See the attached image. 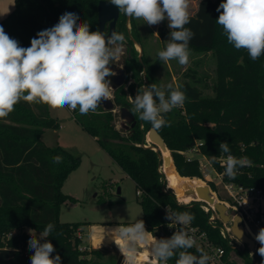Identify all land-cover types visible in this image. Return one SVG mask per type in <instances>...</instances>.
<instances>
[{
  "label": "trees",
  "instance_id": "trees-1",
  "mask_svg": "<svg viewBox=\"0 0 264 264\" xmlns=\"http://www.w3.org/2000/svg\"><path fill=\"white\" fill-rule=\"evenodd\" d=\"M98 1L14 0L13 10L0 20V25L22 47H29L39 31L57 24L65 12L76 13L80 22H86L91 31H97ZM221 2L199 0L196 11L189 14L190 23L185 25L194 33L189 42L190 50L210 52L214 56L215 83L212 96H204L194 80H184L178 85L186 95L185 103L162 114L170 126L156 129L167 147L161 151L162 165L159 153L147 146L145 135L152 125L141 121L138 113L131 112L133 105L126 97V92L132 93L142 84L154 83L153 73L160 61L158 57L146 63L142 52L139 55L135 49L134 43L139 39L132 18H128V28L127 16L119 13L116 32L125 36L121 66L125 78L131 77L133 82L127 91L123 86L112 89L111 99L115 107H125L133 114L135 124L132 126L130 121L127 133H123L115 124L118 113L101 105L87 115H81L78 109L73 112L81 127L133 180L136 192L140 191V195L136 193L142 209L139 220L144 221L148 232L158 239L169 238L165 208L170 212L188 211L195 217L190 224L205 231L215 244L228 252L229 245L219 232L221 221L216 217L209 221L213 213L211 207L199 200L182 202L175 195L176 192L180 196L189 183H196L201 177L197 158L186 160L180 153L196 141L201 142L199 149L209 160L212 156L226 155L219 150V143L227 141L233 156H246L252 164L240 168L235 179H229L224 175V166L216 159L212 165L223 173V180L264 190V55L252 61L246 50H237L227 42L216 22L219 15L216 8ZM169 31L166 20L157 27L159 38L166 39L163 50L169 42ZM56 126L48 106L40 103L21 101L9 116L0 119V235L15 230L14 235L0 243V264H31L30 233L25 229L40 233L49 223L54 225L47 238L56 250L52 255L59 254L62 264H114L116 258L103 257L100 249L81 247L82 224L58 219L60 204L75 201L62 192L61 186L78 166L80 158L59 145L50 147L43 142V131ZM57 155L63 158L61 163L53 162ZM208 184L216 191L213 182ZM148 238L152 244L156 239ZM140 247L136 259H141L140 255H151L145 251L144 242ZM189 251L199 255L196 247ZM123 252L128 250L124 248ZM239 253L243 264H261L262 258L255 250L250 253L253 259L246 247ZM167 264H175V258Z\"/></svg>",
  "mask_w": 264,
  "mask_h": 264
},
{
  "label": "clouds",
  "instance_id": "clouds-1",
  "mask_svg": "<svg viewBox=\"0 0 264 264\" xmlns=\"http://www.w3.org/2000/svg\"><path fill=\"white\" fill-rule=\"evenodd\" d=\"M119 13L129 18L142 19L148 26L167 21L169 42L158 57L164 63L176 60L180 65L189 63V42L194 33L185 27L190 23L189 0H110ZM216 11V22L221 26L227 42L237 50H246L252 61L264 55V0H222ZM125 36L113 31L106 35L101 31H91L86 22H80L74 12L63 13L58 23L39 31L30 41L29 47H22L11 38L0 25V119L6 118L21 102L45 104L53 109L79 110L81 115L95 112L102 100H110L112 86L107 77L114 76L110 65L123 52ZM143 74V72H141ZM131 112L138 113L139 119L150 123L159 130L170 126L162 114L176 107H183L186 95L169 84L168 92L150 84L140 87L133 98ZM219 150L226 154L224 175L235 179L240 168L251 166L252 161L244 156L236 158L231 154L229 143H219ZM62 157H53L54 163H61ZM216 162L212 156L209 165ZM188 211L167 210L165 219L178 225H188L194 220ZM242 219V218H238ZM54 225L47 224L39 237L29 230L28 245L32 251L31 264H62L54 245L47 238ZM115 243L121 252L137 251V246L145 242L143 220L129 226H118L114 230ZM238 239L243 232L237 230ZM116 238L124 243L120 245ZM260 247L256 250L264 264V227L254 235ZM43 241V242H42ZM195 246V239L181 227L169 238L155 239L151 246V256L155 264H167L175 258V264H209L212 257L197 248L199 255L189 251ZM124 264H129L125 257Z\"/></svg>",
  "mask_w": 264,
  "mask_h": 264
},
{
  "label": "rangeland",
  "instance_id": "rangeland-1",
  "mask_svg": "<svg viewBox=\"0 0 264 264\" xmlns=\"http://www.w3.org/2000/svg\"><path fill=\"white\" fill-rule=\"evenodd\" d=\"M198 1L189 0V14H193L196 11ZM13 8L14 0H0V20L9 15ZM128 18L126 19V24L130 28ZM132 19L139 39V42L134 43L135 49L138 52L141 49L145 62L152 63L158 58V52L163 50L166 39L161 40L157 34L159 24L148 26L142 19ZM124 53L125 47H123V52L119 58L115 60L114 63L116 65L121 66ZM184 80H194L195 84L201 88L204 96H212L215 83L214 56L210 52L190 50L189 63L187 65L182 66L176 60H171L168 63L160 60L158 67L153 73L154 84L164 90L166 94L169 84L175 88ZM143 86L145 85L142 84L133 90L137 94L138 89ZM130 94L133 97L131 92ZM115 112L118 113L115 119L116 127L120 128L123 133H127L130 127V120L127 117L122 118L120 116L119 107L117 106L115 107ZM51 115L56 120L57 126L44 130L41 135L43 142L50 147L59 145L80 158L78 166L68 174L61 186L62 192L74 197L75 201L66 200L60 204L58 219L61 222L82 224L80 232L81 247L96 248L97 239L101 238V236L106 238L111 234L105 229L129 226L141 218L142 209L138 203L139 196L136 194L133 180L113 161L98 141L81 127L75 118V112L70 111L67 107L51 108ZM147 142L151 143L150 141ZM182 156L185 158L183 154ZM206 173V177L201 174L199 178H201L203 184L209 185L208 182H213L216 191L212 190L211 195L217 201L224 202L227 198V193L223 189L219 178L209 167ZM189 200L188 198L181 201L188 202ZM90 225H95L98 229L92 228L93 230L91 229L92 231L90 232V229L87 228ZM245 226L249 229L248 232L253 235L256 234L250 224H245ZM25 230L29 233L30 229L27 228ZM35 234L39 237L40 233L33 231V235ZM91 234L94 236L92 238L93 245L90 239ZM247 235L251 238L253 237L250 234ZM148 236L153 237L151 232H148ZM109 237H115V235ZM116 242L121 245L122 240L116 238ZM106 244V246L99 248L103 257L112 256L117 258L120 251L119 246L116 243L113 245L111 242ZM123 254L126 255L132 264H155L151 255H140V261L136 262V254L139 256V252L136 251L133 254L123 252Z\"/></svg>",
  "mask_w": 264,
  "mask_h": 264
},
{
  "label": "built area",
  "instance_id": "built-area-1",
  "mask_svg": "<svg viewBox=\"0 0 264 264\" xmlns=\"http://www.w3.org/2000/svg\"><path fill=\"white\" fill-rule=\"evenodd\" d=\"M132 82L133 79L131 77L125 78L123 89L127 91L128 86ZM130 95L131 94L129 92H126L127 99ZM132 95L133 97H135L136 91L133 90ZM113 110L115 111V108ZM200 144V141H196L192 147L188 148L185 152L180 153L185 156L186 160L197 158L199 162V170L204 177L207 176L206 170L208 167L213 170L215 175L219 178V181L222 183L223 189L227 193V198L223 203L227 206L229 212L242 218L241 221L244 233L246 235L250 234L254 237L251 232H248L249 229L247 228V226H245V224H250L254 228L256 233L261 227H264V190L255 186H244L234 181H224L222 178L223 173L218 172L212 164L209 165L208 157L199 149ZM225 156L226 155H220L216 158L220 165H223ZM136 193L140 195L139 190ZM203 208L205 210H208V206L204 205ZM167 210L169 209L165 208L166 213ZM215 215L217 216V213L215 210H213V213L209 217V221L215 218ZM221 223L222 225L219 228V232L221 236L226 239L227 244L229 245L230 249L228 252H226L223 246L215 244L208 237L205 231L199 230L197 226H194L192 224L182 226L176 223L171 224V221L166 220L165 227L167 233L171 235L175 231H178L181 227H184V229L194 237V247L203 249L204 252L212 257L209 264H243V259L239 251L243 250L245 247L247 248L246 244L241 241L237 242V239L231 234L226 223ZM14 234L15 230H10L7 233L1 234L0 243L4 240L5 237H11ZM252 240L254 241L253 249L256 251L260 247V245L255 239ZM250 251L251 250L248 249V254L251 257Z\"/></svg>",
  "mask_w": 264,
  "mask_h": 264
},
{
  "label": "water",
  "instance_id": "water-1",
  "mask_svg": "<svg viewBox=\"0 0 264 264\" xmlns=\"http://www.w3.org/2000/svg\"><path fill=\"white\" fill-rule=\"evenodd\" d=\"M119 16V10L110 3V0H99L97 4V23H98V31H101L105 33L106 35H110L113 31H116V21ZM139 55H141V49L139 51ZM113 72H115L114 76L107 77L111 83L112 89L124 86L125 81V75L124 71L122 70V66L116 65L113 63L110 65ZM104 109L106 110H113L115 108V104L112 99L110 100H102L100 104ZM120 116L122 118L127 117L130 121H132L131 125L133 126L135 124L134 116L133 114L125 107H120ZM145 137H147V141H150L147 146L152 147L155 151L159 153L161 165L164 162V158L162 156V149H166V145L160 136V134L157 132L156 129L150 127L147 131ZM149 138V139H148ZM178 173V172H177ZM179 174V173H178ZM179 176H181L179 174ZM186 177V176H181ZM212 189L209 185H191L186 186L183 190L182 198L189 197L190 200H199L205 202L209 207H211L212 210H215L217 213V218L221 222L226 223V225L229 227V231L231 234L238 239V232L237 230H240L243 232V236L240 237V241L245 243L247 248L251 250L254 247V241L247 237V235L244 233L243 225L241 219L237 220V217L240 218L238 215H233L231 212L228 211L227 206L222 201H216L214 204V207L210 206L208 201L210 200ZM178 200L180 198L176 196ZM189 200V201H190ZM141 248L140 246H137V251H139ZM125 255L120 253L114 264H124ZM129 264H132L131 261H129ZM141 264V263H138Z\"/></svg>",
  "mask_w": 264,
  "mask_h": 264
},
{
  "label": "bare ground",
  "instance_id": "bare-ground-1",
  "mask_svg": "<svg viewBox=\"0 0 264 264\" xmlns=\"http://www.w3.org/2000/svg\"><path fill=\"white\" fill-rule=\"evenodd\" d=\"M199 180L196 182V183H189L187 186H191V185H195V186H198V185H205V184H203V182L201 181V178H198ZM175 191V190H174ZM182 194H183V192L180 194V196L175 192V195L176 196H178L179 198H180V201L181 200H183L184 198H182L181 196H182ZM185 198H189V197H185ZM190 199V198H189ZM217 200L211 195V197H210V200L208 201V203H209V205L210 206H212V207H214V204H215V202H216ZM247 237H249L248 235H247ZM249 238H251V237H249ZM252 239V238H251ZM107 242H111L113 245H115V242H114V237H108V239L106 240ZM144 245H145V251L147 252V253H149V252H151V245H152V243L150 242V239L148 238V236L146 235V239H145V242H144ZM140 246V245H139ZM141 248V247H140ZM125 250H127L126 248H125ZM254 251V249H251V251H250V253H252L253 251ZM141 251V249L139 250V251H137V252H140ZM123 254V253H122ZM125 255V254H124ZM125 257H126V255H125ZM127 258V257H126ZM140 261V258H138V259H136V262H139Z\"/></svg>",
  "mask_w": 264,
  "mask_h": 264
},
{
  "label": "crops",
  "instance_id": "crops-1",
  "mask_svg": "<svg viewBox=\"0 0 264 264\" xmlns=\"http://www.w3.org/2000/svg\"><path fill=\"white\" fill-rule=\"evenodd\" d=\"M48 110H49V114H50V116L51 117H53L52 115H51V107H49L48 106ZM44 132V131H43ZM42 139V138H41ZM88 229H90V232L93 230L92 228H97L98 229V227L97 226H95V225H90V226H88L87 227ZM116 227H110V228H107V229H105L106 231H108V232H110L111 234L109 235V236H111V235H115V233H114V229H115ZM92 229V230H91ZM147 231V230H146ZM148 232V231H147ZM109 236H107L106 238L104 237V236H101V238H99V239H97L98 240V242H97V246H96V248L98 247V249L99 248H101V247H103V246H106L107 244L106 243H108L107 241H106V239L109 237ZM94 236H93V234H91V236H90V239H91V243H92V245H93V240H92V238H93ZM152 237V236H151ZM153 237H155L156 239H158V237H156V236H153ZM110 243V242H109ZM94 246H95V244H94ZM119 250V249H118ZM119 253H121V251H119ZM118 253V254H119ZM130 261V260H129Z\"/></svg>",
  "mask_w": 264,
  "mask_h": 264
},
{
  "label": "flooded vegetation",
  "instance_id": "flooded-vegetation-1",
  "mask_svg": "<svg viewBox=\"0 0 264 264\" xmlns=\"http://www.w3.org/2000/svg\"><path fill=\"white\" fill-rule=\"evenodd\" d=\"M119 254H120V253H119ZM119 254H118V255H119ZM118 255H117V256H118Z\"/></svg>",
  "mask_w": 264,
  "mask_h": 264
}]
</instances>
